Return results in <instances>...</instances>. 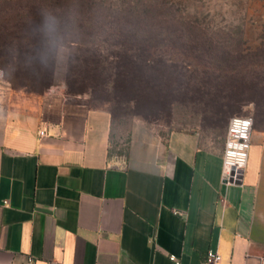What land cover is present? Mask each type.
I'll return each instance as SVG.
<instances>
[{"label":"crops","instance_id":"obj_1","mask_svg":"<svg viewBox=\"0 0 264 264\" xmlns=\"http://www.w3.org/2000/svg\"><path fill=\"white\" fill-rule=\"evenodd\" d=\"M111 124L64 91L38 110L0 105V263L264 264V131L243 181L226 185L225 139L136 117L119 155Z\"/></svg>","mask_w":264,"mask_h":264},{"label":"trees","instance_id":"obj_2","mask_svg":"<svg viewBox=\"0 0 264 264\" xmlns=\"http://www.w3.org/2000/svg\"><path fill=\"white\" fill-rule=\"evenodd\" d=\"M193 5L0 0V69L37 88L65 65L67 80L91 89L111 113L110 153H126L136 117L152 124L187 102L216 125L253 105L254 129L264 131V34L260 47L245 51L241 29L211 25L208 15L189 12Z\"/></svg>","mask_w":264,"mask_h":264},{"label":"rangeland","instance_id":"obj_3","mask_svg":"<svg viewBox=\"0 0 264 264\" xmlns=\"http://www.w3.org/2000/svg\"><path fill=\"white\" fill-rule=\"evenodd\" d=\"M192 2L194 5L190 7L189 12L201 16L208 15L207 23L218 27L231 26L234 31L241 29L242 46L245 51L261 46L264 34V0H192ZM233 36H237L236 32H233ZM231 46L234 47L233 44ZM63 51L66 54L69 53L68 50ZM64 62L66 60L61 61V63ZM65 70V65H59L55 77L50 83L35 88L28 84L23 85L22 80L14 74L5 73L0 69V105H6L13 109L38 110L43 98L53 91H64L71 95H86L95 106L105 104L91 89L81 85H72L65 76ZM186 105L176 106L171 115L167 112L160 113L157 117L152 118V124H155L157 129L165 134L175 128H195L200 131L204 140L210 145L218 146L223 143L226 137L228 123L232 116L254 113V106L247 105L239 112H233L224 125H216L205 119V114L195 113V110H202L199 108L201 105L198 106L190 102H187Z\"/></svg>","mask_w":264,"mask_h":264},{"label":"built area","instance_id":"obj_4","mask_svg":"<svg viewBox=\"0 0 264 264\" xmlns=\"http://www.w3.org/2000/svg\"><path fill=\"white\" fill-rule=\"evenodd\" d=\"M253 130L254 120L252 115H235L229 120L222 164V180L226 185L238 184L243 181ZM41 134H44V131H41ZM170 258L177 264L180 263L176 255L171 254ZM206 259L207 263H216L221 260V255L210 249L207 252Z\"/></svg>","mask_w":264,"mask_h":264}]
</instances>
